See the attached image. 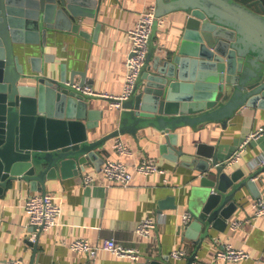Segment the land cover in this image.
<instances>
[{
    "label": "water",
    "instance_id": "95a60500",
    "mask_svg": "<svg viewBox=\"0 0 264 264\" xmlns=\"http://www.w3.org/2000/svg\"><path fill=\"white\" fill-rule=\"evenodd\" d=\"M100 3L0 0V192L15 180L45 191L48 179L78 174L101 157V147L111 138L137 135L149 126L165 135L161 151L178 160L184 153L175 147L179 127L210 121L226 126L244 106L264 108V0H156L158 15L174 14L182 24L179 37L174 45L159 49L155 22L146 61L130 94L108 98L121 104L118 125L95 136L93 129L106 113L90 102L97 96L75 86V72L69 75L65 63L59 76L52 67L45 68L44 60L52 62L53 54L26 61L15 43L32 41L44 47L48 32L56 28L88 37L81 20L96 16ZM78 74L80 85H91L86 72ZM196 155L186 163L201 172V184L193 186L188 200L192 217L184 228L185 236L200 244L211 227L226 229L242 185L260 195L256 177L263 181L264 173L243 178V170H232L216 146L205 142H197ZM167 207H177L173 196L160 202V208ZM140 264L177 263L169 254H151Z\"/></svg>",
    "mask_w": 264,
    "mask_h": 264
},
{
    "label": "crops",
    "instance_id": "0c3cea01",
    "mask_svg": "<svg viewBox=\"0 0 264 264\" xmlns=\"http://www.w3.org/2000/svg\"><path fill=\"white\" fill-rule=\"evenodd\" d=\"M100 1L96 16L81 20L82 28L90 34L88 37L56 28L48 32L44 47L37 42L20 41L15 43L16 52L26 61L30 56L53 54V61L44 60V65L45 68L52 67L57 76L65 63L69 75L75 72L77 83L82 79L78 72H86L94 89L123 94L131 50L129 29L137 24L141 12L155 5L156 0ZM173 15L164 16L165 21L156 35L165 47L174 45L181 32L182 24ZM98 23L100 28L97 30ZM28 67L31 68L29 62ZM90 102L106 112L93 129L95 136H102L118 125L121 107L113 105L106 97L97 96ZM263 125L264 108L244 106L226 126L210 121L196 127H179L175 130L178 135L175 147L183 148L184 153L178 160L161 151L165 135L153 126L140 129L137 135L123 133L111 138L101 147L105 149L101 157L89 161L78 174H59L46 181V192L62 196L63 213L61 223L42 232L35 245L30 243L34 227L30 226L25 204L32 194L43 191L31 188L25 181L15 180L0 192V264H7L11 258H22L24 264H140L148 255H171L176 249L185 251L178 258L171 255L177 264H189L193 257V261L202 264H264V216H257L254 207L255 199L264 196V180L257 178L260 195L254 194L248 185H242L235 194L238 207L228 219L226 229L211 227L210 234L200 244L185 236L182 218L185 212H191L188 200L193 186L201 184V172L186 163L197 156V142L215 145L224 161L245 137ZM117 139H122L133 153H119L115 148ZM262 157L264 133L247 144L241 156L231 163V169L243 170V178L254 172L262 175ZM108 158L122 159L130 166L145 158L152 159L165 171L134 172L132 181L123 185L105 176L103 166ZM86 173L94 176L93 182H84ZM171 196L177 207L160 208V202ZM147 217L157 223V228L148 236L135 230L137 222ZM237 219L245 223L234 229L231 222ZM80 237L88 238L93 244L115 238L119 243L139 250L141 256L138 259L118 256L101 248L93 257L71 247ZM227 242L246 249L251 256L242 261L216 259V250Z\"/></svg>",
    "mask_w": 264,
    "mask_h": 264
},
{
    "label": "built area",
    "instance_id": "2783aa9c",
    "mask_svg": "<svg viewBox=\"0 0 264 264\" xmlns=\"http://www.w3.org/2000/svg\"><path fill=\"white\" fill-rule=\"evenodd\" d=\"M165 15H158L156 12V6L151 5L147 9L143 10L140 14L137 24L129 29V36L131 39V50L127 58V72L125 78V91L121 95H114L108 92L98 91L90 84L80 85L75 83V86L84 93L106 98H126L144 65L147 54L149 51V38L153 31V26L157 21L158 28L164 23ZM160 32V29H158ZM156 43L158 48H164V44L157 39ZM113 105L120 107L121 104L116 101H111ZM264 133V125L258 127L251 132L241 142L240 146L235 152L225 161L230 164L241 156L242 152L246 148L247 144L255 137ZM116 150L121 154H132L133 150L122 139H117L115 142ZM261 163H264L262 157ZM165 169L158 165L155 160L143 159L141 162L135 163L130 166L122 159L108 158L103 166V172L105 176L117 183L127 185L134 176V172L142 174H150L153 172H164ZM259 175L256 177V179ZM94 176L86 173L83 175V180L86 184L94 181ZM26 209L30 215V226L34 227V231L30 237L31 241L37 242L40 234L50 228L59 225L61 223L63 213V198L62 196L54 195L50 192H40L32 194L26 201ZM255 214L259 217L264 216V196H258L254 201ZM192 217L191 212H185L182 216L183 222L186 224ZM244 220L237 219L231 222V226L234 229L240 228L244 224ZM157 228V223L153 218H143L137 222L135 230L142 235H150L152 230ZM71 247L74 250L80 252H86L91 256H95L99 249L103 248L113 252L118 256H127L138 259L141 256L139 250L133 247H127L122 243H119L115 238H106L102 244H93L88 238H76ZM185 254L183 249H176L171 252L173 257H181ZM251 256L250 252L244 248L236 247L232 243L227 242L222 247L218 248L215 253L216 259L242 261ZM194 264H202L200 261H193ZM7 264H24L22 258H11L7 260Z\"/></svg>",
    "mask_w": 264,
    "mask_h": 264
}]
</instances>
